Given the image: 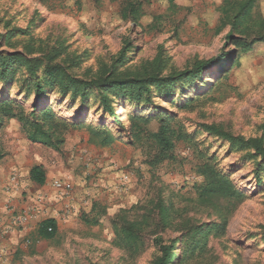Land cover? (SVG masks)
<instances>
[{"label":"rangeland","instance_id":"374dc122","mask_svg":"<svg viewBox=\"0 0 264 264\" xmlns=\"http://www.w3.org/2000/svg\"><path fill=\"white\" fill-rule=\"evenodd\" d=\"M121 2L0 0V52L21 53L39 73L45 64L61 65L84 81L106 67L129 76L140 74L159 52L166 60L161 76L218 56L225 63L213 62L186 90L165 94L151 88V101L114 97L111 102L120 124L103 107L97 89L82 101L53 88L36 101L23 93L25 66L17 70L12 84L0 81V101L12 100L15 113H26L34 105L49 106L54 120L77 123L54 150L31 142L16 118H0L4 154L0 165L14 167L7 172L11 186L3 203L7 218L0 224V264H155L174 238L223 219L224 233L210 234L205 252L186 255L180 241L170 253H180L183 260L170 264H264V159L252 155V150L232 149L227 140L205 129L212 125L245 139L260 138L264 145V43L242 52L225 40L230 25L217 11L223 0H175L177 10L152 0L144 5L140 25L121 19ZM253 15L264 16V0H256ZM122 54L124 61L116 66ZM135 122H140L137 138L132 137ZM164 123L183 137L174 139V159L152 164L157 144L150 134ZM92 130L105 136L108 144L101 145ZM206 160L227 174L243 194L241 200L219 199L214 206L200 201L196 185L202 177L197 166ZM40 162L49 175V189L56 179L72 183L69 200L74 201L75 215L60 223L50 240L35 235V209L20 208L15 202L59 195L48 189L46 194H34L32 201L26 197L30 187H37L29 179V169ZM257 174L263 175L261 182ZM157 200L177 210L173 225L144 235L137 252L114 245L113 224L140 214ZM68 212L64 214L70 216ZM24 215L27 219L19 222Z\"/></svg>","mask_w":264,"mask_h":264},{"label":"trees","instance_id":"16d2710c","mask_svg":"<svg viewBox=\"0 0 264 264\" xmlns=\"http://www.w3.org/2000/svg\"><path fill=\"white\" fill-rule=\"evenodd\" d=\"M165 3L169 9L177 10L175 0H153ZM152 0H122L119 14L124 21H130L134 25H140L144 15V5L150 4ZM256 0H223L217 11L220 12L222 20L230 25V30L224 37L225 40L235 44L242 52L250 50L256 42L264 43V16H254L253 7ZM12 34V32H10ZM9 33V34H10ZM24 33V32H22ZM7 36L8 39L11 38ZM224 55V54H223ZM124 54L117 59L116 66L124 61ZM223 56L208 61H198L192 69L181 71H171L165 76L160 72L165 67L166 60L159 52L152 61L147 62L142 67L140 74L126 75L124 71L117 68L106 67L98 72L91 80H81L73 78L64 71L61 65L45 64L39 73L33 61H30L21 53L0 52V81L11 83L20 66L27 68V75L22 78V85H25L23 93L32 96L36 101L44 96L48 90L57 88L60 95L72 94L73 98H81L85 101L90 97L94 89L100 91L103 98V107L109 111L117 124H120L114 113V97H127L133 101L144 99L151 101L149 93L151 88L161 93L186 90L191 88L196 80H199L202 73L213 62L219 61L222 64ZM42 66V63L39 64ZM178 87V88H177ZM177 93V92H176ZM12 100L0 101V118H16L27 138L33 143H39L59 150L64 142V134L70 128H76L77 123L70 120H54L53 113L49 106L41 108L34 105L26 113L23 110L19 113L14 112ZM150 120H142L147 123ZM59 123V124H58ZM163 123V122H162ZM140 122L132 123V137L137 138L140 131ZM205 129L230 143L234 150H252L256 158L264 159V145L260 138L245 139L242 136H234L212 125H206ZM92 133L99 138V143L103 146L108 144L106 137L99 135L95 130ZM152 139L157 144V149L152 156V164H159L165 160L174 159L173 148L174 139H181V132L161 124L158 132H152ZM4 157L0 150V161ZM258 163V162H257ZM197 173L202 177V181L196 185V193L200 201L206 205L214 206L219 199L233 200L238 202L243 194L236 188L226 173L218 170L211 162L206 160L197 166ZM257 181L261 182L263 175L258 176ZM29 177L32 181L43 184L45 181V170L41 165H34L29 170ZM140 214L132 218H123L120 223L113 224L114 239L113 243L119 248L137 252L143 245L144 235H155L158 231L169 228L176 219L177 210L171 203L163 200L153 201L150 207L141 208ZM48 227L52 230L49 231ZM225 221L212 222L205 229L192 227L186 232L185 238H174L169 246L163 247V256L155 264H170L173 260L181 263L183 256L180 253L171 255L170 250L176 249L181 244L186 248V255H200L206 250V244L210 234L220 236L224 233ZM56 223L54 219L43 220L37 230V239L50 240L55 236ZM159 237L154 238L158 242ZM171 247V248H170Z\"/></svg>","mask_w":264,"mask_h":264},{"label":"crops","instance_id":"0c3cea01","mask_svg":"<svg viewBox=\"0 0 264 264\" xmlns=\"http://www.w3.org/2000/svg\"><path fill=\"white\" fill-rule=\"evenodd\" d=\"M34 165H41L43 167L42 162L34 164ZM34 165H32V166H34ZM13 168H14L13 166H10V167L6 166L5 167L4 165H0V224L1 223L4 224V220L7 218V214H6L7 211H6L5 206H3V203L9 195V193H7V190L11 186V183L9 181H7V172L13 170ZM48 177H49V175L45 171V181L43 184H38V183L33 181L37 185V187L35 185L30 187L29 188L30 190L28 191L30 193V195L29 196L27 195L26 197L31 198V201H32V196L34 194H36V195L40 194V193L46 194L48 192V189H49L48 186H50V185H46V183L49 179ZM29 179H30V177H29ZM52 180H51V182H52ZM48 184H50V183H48ZM50 189H51V191H53L54 194H56V192H57L60 196L59 195L58 196L52 195V196H49L48 198H46L45 200H43V199H41L40 201L33 200L32 203L29 202V203H25V204H20L18 202V198L15 201L19 205L20 208L23 207L25 209H27V208L28 209H30V208L35 209L36 213H35L34 219H35V221H37V227L35 229V235H36V230H37L39 224L43 220L54 219L55 223H56V231H57V227L60 223H62L67 218H70L71 215L72 216L75 215V212L73 213V210H71V207H74V205H73L74 201L69 200V198H70L69 194L60 193L54 187H50ZM62 196H64V197H62ZM68 210H69L68 213H70V216H69V214H67V215L64 214ZM32 221H34V220H32ZM39 240H45V239H39Z\"/></svg>","mask_w":264,"mask_h":264},{"label":"built area","instance_id":"2783aa9c","mask_svg":"<svg viewBox=\"0 0 264 264\" xmlns=\"http://www.w3.org/2000/svg\"><path fill=\"white\" fill-rule=\"evenodd\" d=\"M52 186L60 193H63V194H69L72 190V183L68 180H62V179H56L52 182ZM27 218H26V215L24 216H19L17 218V220L19 222H23L25 221ZM48 230L51 231L52 228L51 227H48Z\"/></svg>","mask_w":264,"mask_h":264}]
</instances>
